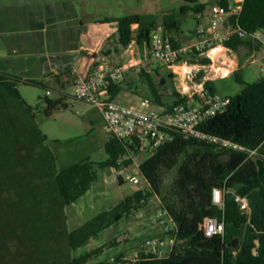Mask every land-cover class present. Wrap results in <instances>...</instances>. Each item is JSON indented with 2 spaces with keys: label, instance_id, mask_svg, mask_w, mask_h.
Instances as JSON below:
<instances>
[{
  "label": "trees",
  "instance_id": "1",
  "mask_svg": "<svg viewBox=\"0 0 264 264\" xmlns=\"http://www.w3.org/2000/svg\"><path fill=\"white\" fill-rule=\"evenodd\" d=\"M219 5L229 8L231 3L220 0ZM205 10V5L197 9L198 13ZM239 23L248 34L264 29V0H245ZM117 24L119 45L123 48L133 42L140 47L147 46L152 31L159 27L154 14L121 18ZM174 27H178L177 21L168 23L165 33L179 48L178 42L169 35ZM246 43L250 41L235 38L226 46L234 50ZM201 62L206 64L210 60L201 59ZM238 74L239 71L234 72L237 77ZM150 82L160 88L166 85L154 79ZM18 84L43 86L42 81L0 71V264H85L89 254L73 258L72 253L142 210L155 195L176 226L178 242L171 255L158 257L142 251L134 264H264V257L255 252L254 243L242 247L227 245L225 235L209 236L203 227L208 217H217L226 226L237 228L247 222V214L232 199H226L224 209L213 204L214 188L240 187L244 196L259 191L264 203V182L251 156L264 143V76L257 82L246 83L240 94L230 97L231 103L223 113L200 126L205 137L175 132L172 141L163 144L154 155L145 157L139 172L150 190L137 189L114 208L72 232L66 227L65 209L89 191V179L83 176L88 163L83 161L58 173L53 171L52 160L42 149L46 137L34 123L35 112L22 98ZM204 87L210 93L215 92L209 81ZM122 91L120 83L108 86L112 100ZM50 95L46 93L43 98L47 115L67 108L62 98L52 99ZM153 95L152 101L158 106L163 95L155 89ZM173 95L175 100L168 110L188 100V96L177 91ZM224 141L242 148L225 147ZM106 150L109 158L101 166L115 169L120 156L140 155L138 145L112 136ZM181 159L172 184L166 185V179ZM131 163L128 160L125 164ZM119 182L123 184L124 180L119 177ZM252 225L254 231L262 230L264 210ZM262 238L260 234L257 236L258 240Z\"/></svg>",
  "mask_w": 264,
  "mask_h": 264
},
{
  "label": "rangeland",
  "instance_id": "2",
  "mask_svg": "<svg viewBox=\"0 0 264 264\" xmlns=\"http://www.w3.org/2000/svg\"><path fill=\"white\" fill-rule=\"evenodd\" d=\"M228 1L235 2V0ZM219 3L220 0H87L84 7L86 14L92 19L91 21L95 22L92 32L102 39V48L115 46L118 43L117 20L133 15L148 14L157 16L158 30L162 32H165L168 23L177 21L178 27L171 28L169 35L182 45L188 46L200 39L198 36L200 25L210 20L205 13L199 17L198 7L205 5L208 9ZM228 54L237 56L240 72L238 77L232 75L225 78H214L215 92L213 94L220 97L236 96L245 89L246 83L257 82L264 76L262 69L264 67V47L258 49L245 45L237 51L231 50ZM113 57L112 60L106 61L108 66L118 62H127L129 59V55L121 58ZM210 62L208 71H211L212 68ZM201 63L204 65L203 62ZM164 72L149 74L143 71H126L121 82L127 93L120 95L116 102L133 109H140L144 98L154 99L153 89H155L157 92L164 90L159 105L164 108L172 105L175 100L173 93L178 90L172 88L170 79H167L168 82L163 88L153 86L150 82V79L156 80L157 76L165 75ZM202 72L207 71H204L203 68L197 72L193 71L195 73L194 82ZM196 76L198 77L196 78ZM42 83L43 86L18 84L17 88L25 102L33 108L36 115L34 123L46 137L42 142V149L50 156L53 171L58 173L80 162L87 161L88 163L83 176L89 179L90 189L65 209L66 227L69 232H72L100 213L114 208L133 195L138 188L126 176L123 177L124 183L120 184L115 168L101 166V163L109 158L106 145L111 136L105 130V121L100 111L93 105L75 98L70 85L58 90L53 83L47 81H42ZM190 87H192L191 84ZM48 89L52 92L50 98H62L63 103L67 105L66 109H57L51 115L45 113L47 104L43 98ZM181 91L178 93L186 96L198 92L194 88H190L188 91L181 88ZM154 108L160 110L158 106ZM145 157H148V154ZM182 161L183 159L168 176L165 181L166 185L172 184ZM131 175L137 176L141 181L139 189L150 190L147 181L138 169L131 172ZM158 199L156 195L152 196L146 205L148 206L155 200L160 206L159 201L161 200ZM139 213H142V217H139ZM153 217L142 211L134 212L128 218L102 232L86 247L73 252L71 257L89 254L85 264L109 262L111 258L120 255L133 259L136 252L143 251L141 248L147 241L157 238L160 234L156 228H152L150 225L149 228H139L141 224H150ZM226 228L225 237L228 243H231L236 238L234 231L238 228L233 225H228ZM137 247H140L139 250Z\"/></svg>",
  "mask_w": 264,
  "mask_h": 264
},
{
  "label": "crops",
  "instance_id": "3",
  "mask_svg": "<svg viewBox=\"0 0 264 264\" xmlns=\"http://www.w3.org/2000/svg\"><path fill=\"white\" fill-rule=\"evenodd\" d=\"M86 1L0 0V71L38 81H47L53 83L60 90L67 85L72 87L77 79L87 78L97 65L111 70L118 65L140 62L144 57V47L135 44L123 48L119 45V37L117 43L119 46H116L115 41V46L102 48V39L92 32L95 22L91 21L92 19L85 12ZM207 10L206 8L205 14ZM200 28L206 29L210 33V20L203 22ZM116 30L118 32V28ZM178 44L180 47H185L179 42ZM245 45L257 48L256 44L250 42V44H242L234 50L237 51ZM231 50L233 49L227 46H219L214 49L211 58L207 57L211 60L210 65L213 66L211 71L207 70L209 63L202 65L200 60L204 57L198 53L191 55L187 64L182 63L174 68L153 63L148 69L134 68L129 71H143L149 74H159L165 71V75L159 77L170 79L172 88H176L177 92L181 93V88L185 91L190 88L200 90L207 81L214 87V78L230 77L234 75L235 71H239L237 56L228 54ZM237 54L239 55V53ZM125 55H129L127 62H118L110 66L106 64V61L114 58L113 56L121 58ZM217 66L220 67V70ZM201 67L207 72H202L200 77L196 76L198 79L194 82L195 73L193 71L197 72L201 70L198 69ZM120 85L123 88L120 95H125L127 92L122 82ZM163 91L160 92L162 95ZM158 107L164 108L159 105ZM251 156L264 182V143L254 150ZM130 170L133 172L136 168L131 167ZM140 187L141 185L136 186L138 189ZM234 189L240 192V187ZM246 198L249 203V210L246 213L247 222L234 231L236 238L231 243L239 247L254 243L255 252L264 257V226L260 232H257L254 231L252 225L255 219L262 216L264 203L259 191H252L246 195ZM157 209H159V205L154 200L153 203L144 206L140 211L153 217L157 213ZM149 225L152 226L151 221L150 224L139 225V228H149ZM259 234L263 236L261 240L257 239ZM226 243L227 245L231 244L227 239ZM139 248L137 247V250Z\"/></svg>",
  "mask_w": 264,
  "mask_h": 264
},
{
  "label": "built area",
  "instance_id": "4",
  "mask_svg": "<svg viewBox=\"0 0 264 264\" xmlns=\"http://www.w3.org/2000/svg\"><path fill=\"white\" fill-rule=\"evenodd\" d=\"M244 2L245 0H235L229 8L219 4L208 8L206 14L210 19V33L206 29L200 28L198 30L200 39L188 46L176 48L165 32L156 29L151 33L150 43L144 47V57L140 62L122 64L111 70H106L97 65L87 78H80L74 82L72 86L73 96L93 105L100 111L105 121V130L110 136L121 142L138 145L139 157L128 154L120 156L117 160L116 171L122 180L126 176L131 183L140 186L141 181L137 176L131 175L130 170L131 167L139 170V159L143 158L144 160L146 154L148 156L154 155L163 144L173 140V133L175 132L192 137H205L200 132V126L223 113L230 105L231 98L220 97L202 87L194 95L188 96L187 101L173 105L170 110L166 108L155 109L156 104L149 98L142 100L140 109H133L111 99L108 92L109 84L120 83L126 71L134 68L148 69L153 63L174 68L182 63L187 64L189 57L197 53L202 57L211 58L214 49L219 46H226L235 38L264 47V29L248 34L239 23ZM204 13H199V17ZM135 44L136 42L131 43V45ZM262 69L264 71V67ZM190 73L189 75H191ZM50 94L51 92L47 91V95ZM182 96L186 95L183 94ZM213 140L217 141L216 139ZM223 145L242 148L229 141H224ZM128 160H132L130 165L125 164ZM227 198L238 204L243 212H248V200L238 190L233 188L213 189L212 202L218 208L224 209ZM159 203V209L151 224L160 234L157 238L147 241L141 249L146 255L153 254L158 257H166L173 253L178 242V232L174 222L162 208V202L159 201ZM139 217H142V213H139ZM203 227L209 236H224L226 232L225 222L220 221L217 217H208ZM138 258L139 252L133 259L126 257L120 260L116 257L111 258L109 264H134Z\"/></svg>",
  "mask_w": 264,
  "mask_h": 264
},
{
  "label": "water",
  "instance_id": "5",
  "mask_svg": "<svg viewBox=\"0 0 264 264\" xmlns=\"http://www.w3.org/2000/svg\"><path fill=\"white\" fill-rule=\"evenodd\" d=\"M156 81L159 82L161 85H165L167 82V80L165 78L161 79L159 76L156 77ZM142 161H143V158L140 159V162H142Z\"/></svg>",
  "mask_w": 264,
  "mask_h": 264
},
{
  "label": "bare ground",
  "instance_id": "6",
  "mask_svg": "<svg viewBox=\"0 0 264 264\" xmlns=\"http://www.w3.org/2000/svg\"><path fill=\"white\" fill-rule=\"evenodd\" d=\"M216 65V64H215ZM217 68L220 70V67L217 66Z\"/></svg>",
  "mask_w": 264,
  "mask_h": 264
}]
</instances>
